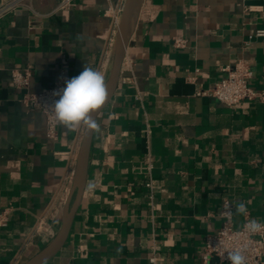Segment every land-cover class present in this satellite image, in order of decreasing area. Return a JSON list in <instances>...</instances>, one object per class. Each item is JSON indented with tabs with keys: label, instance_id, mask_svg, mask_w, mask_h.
Masks as SVG:
<instances>
[{
	"label": "crops",
	"instance_id": "obj_1",
	"mask_svg": "<svg viewBox=\"0 0 264 264\" xmlns=\"http://www.w3.org/2000/svg\"><path fill=\"white\" fill-rule=\"evenodd\" d=\"M61 1L18 0L0 19V211L13 207L0 229V264H26L58 233L85 128L60 124L48 138L45 115L22 102L12 71L28 69L38 93L86 64L106 82L112 66L125 0ZM259 28L264 0H140L118 88L94 129L82 203L44 264H150L153 256L204 264L225 202L235 227L247 217L264 223V103L229 108L195 95L240 59L264 91V38L248 42Z\"/></svg>",
	"mask_w": 264,
	"mask_h": 264
},
{
	"label": "built area",
	"instance_id": "obj_2",
	"mask_svg": "<svg viewBox=\"0 0 264 264\" xmlns=\"http://www.w3.org/2000/svg\"><path fill=\"white\" fill-rule=\"evenodd\" d=\"M18 0L0 7V19L9 14L17 6ZM75 0H62L60 6H69ZM258 8L250 7V11ZM121 12L116 17V26L118 29ZM264 38V28L256 29L248 37V42ZM178 45L183 42L177 41ZM227 77L221 79L214 86L207 89H201L196 92L197 97L212 98L221 104L235 108L242 102H260L264 103V91H259L251 86L252 70L248 62L243 59L237 60L232 66H226ZM12 86L21 94L22 102L30 108L40 110L46 117V128L48 138L55 139L58 133L60 123L53 115V104L57 96L54 93L65 86L67 77H62L53 86L43 89L41 92L32 93L29 91L31 83V72L28 69H14L12 71ZM147 183L146 187L150 190L151 198L154 197L156 186L152 177L153 163L151 155L146 160ZM13 207L8 206L0 211V229L7 228L11 221ZM233 208L230 203L225 202L221 210L223 225L214 235L206 236L204 240L203 263L209 264L211 258L216 257L221 263L231 264L229 253L241 251L245 256L246 264H264V229L252 230V222L247 217L241 227L237 228L233 224ZM258 222V221H255ZM264 225L263 222H258ZM150 264H158L156 256L149 259Z\"/></svg>",
	"mask_w": 264,
	"mask_h": 264
},
{
	"label": "water",
	"instance_id": "obj_3",
	"mask_svg": "<svg viewBox=\"0 0 264 264\" xmlns=\"http://www.w3.org/2000/svg\"><path fill=\"white\" fill-rule=\"evenodd\" d=\"M139 2L140 0H125L124 2L114 44L112 66L110 74L106 80L108 96L105 104L94 113V119L96 120V122L99 115L110 103L118 88L125 57V51L131 34L133 16ZM93 134L94 129L87 130L86 127L84 128L81 145L77 155V163L73 177L71 195L67 202L61 227L58 233L50 241V243L45 248H43V250H41L26 264H44L45 262L53 258L66 243L76 213L82 203L86 188Z\"/></svg>",
	"mask_w": 264,
	"mask_h": 264
},
{
	"label": "clouds",
	"instance_id": "obj_4",
	"mask_svg": "<svg viewBox=\"0 0 264 264\" xmlns=\"http://www.w3.org/2000/svg\"><path fill=\"white\" fill-rule=\"evenodd\" d=\"M58 99L53 104L55 119L69 129L85 126L87 130L97 129L94 113L106 102L108 91L104 75L87 64L79 75L65 81V86L56 91ZM240 210L245 206L241 203ZM264 229V225L252 222V230ZM231 264H246L241 251L229 253Z\"/></svg>",
	"mask_w": 264,
	"mask_h": 264
}]
</instances>
